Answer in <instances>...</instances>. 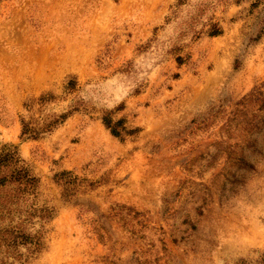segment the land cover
<instances>
[{"label":"rangeland","instance_id":"374dc122","mask_svg":"<svg viewBox=\"0 0 264 264\" xmlns=\"http://www.w3.org/2000/svg\"><path fill=\"white\" fill-rule=\"evenodd\" d=\"M263 230L264 0H0V264H264Z\"/></svg>","mask_w":264,"mask_h":264},{"label":"bare ground","instance_id":"6f19581e","mask_svg":"<svg viewBox=\"0 0 264 264\" xmlns=\"http://www.w3.org/2000/svg\"><path fill=\"white\" fill-rule=\"evenodd\" d=\"M55 16V15H54ZM67 42V41H66ZM31 46V45H30ZM66 46V45H65ZM70 46V45H69ZM29 48V47H28ZM70 48V47H69ZM26 51V50H25ZM24 52V51H23ZM22 52V53H23ZM21 56V55H20ZM25 59L30 63L31 70L29 71V79H33L34 83L38 82L40 79H44L47 75L48 68L53 66V62L49 61L47 53L45 50L35 52L34 49H28V51L23 55ZM70 57V54L66 53L63 55H58L57 59L60 62H64ZM74 57V55L72 56ZM72 60V59H71ZM18 62V61H17ZM66 62V61H65ZM26 63V62H25ZM24 63V64H25ZM18 64V63H17ZM57 64V63H56ZM67 64V63H66ZM21 65V64H19ZM62 67V66H61ZM10 69V67H8ZM13 68V67H12ZM4 69V68H3ZM12 70V69H11ZM16 70V69H15ZM14 70V71H15ZM20 70V69H19ZM28 70V69H27ZM13 72V71H12ZM24 73V72H23ZM6 74V73H5ZM17 75V74H16ZM14 76V74H13ZM22 76V75H21ZM4 77V75H3ZM10 78V77H9ZM16 78V77H15ZM47 78V77H46ZM11 81V80H10ZM18 81V80H17ZM25 84V83H24ZM263 211V210H262ZM242 226V225H241ZM252 226V225H251ZM255 234V233H254ZM261 235L264 237V230ZM242 240V239H241ZM246 240V239H245ZM240 241V240H239ZM251 241V240H250ZM241 242V241H240ZM243 242V241H242ZM234 243V242H233ZM247 243V242H246ZM241 244V243H240ZM251 244V243H250ZM244 246V244H243ZM236 249V248H235ZM241 249V248H240ZM237 251V250H236Z\"/></svg>","mask_w":264,"mask_h":264}]
</instances>
